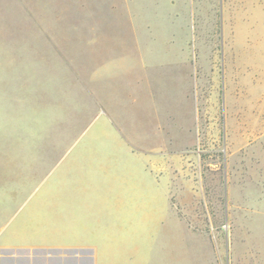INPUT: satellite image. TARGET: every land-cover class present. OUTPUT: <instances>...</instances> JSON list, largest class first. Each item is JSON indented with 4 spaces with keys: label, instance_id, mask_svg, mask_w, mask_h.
I'll use <instances>...</instances> for the list:
<instances>
[{
    "label": "rangeland",
    "instance_id": "obj_1",
    "mask_svg": "<svg viewBox=\"0 0 264 264\" xmlns=\"http://www.w3.org/2000/svg\"><path fill=\"white\" fill-rule=\"evenodd\" d=\"M55 60L103 110L23 213L171 204L189 264H264V0H0V203L16 147L67 137Z\"/></svg>",
    "mask_w": 264,
    "mask_h": 264
},
{
    "label": "crops",
    "instance_id": "obj_2",
    "mask_svg": "<svg viewBox=\"0 0 264 264\" xmlns=\"http://www.w3.org/2000/svg\"><path fill=\"white\" fill-rule=\"evenodd\" d=\"M51 65L59 71L46 78V94L57 96L52 111L64 118L68 134L65 139L31 140L16 147L21 151L16 150L9 167L13 181L9 198L0 203V264H189L180 221L171 204L169 208H126L117 196L115 208H29L22 212L103 110L91 89L64 62L55 60ZM48 100L39 106L42 117H49ZM124 144L134 155L138 147ZM136 156L142 165L140 185L161 190L166 198L159 173L142 154ZM194 264H198L196 255Z\"/></svg>",
    "mask_w": 264,
    "mask_h": 264
}]
</instances>
